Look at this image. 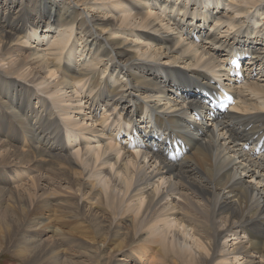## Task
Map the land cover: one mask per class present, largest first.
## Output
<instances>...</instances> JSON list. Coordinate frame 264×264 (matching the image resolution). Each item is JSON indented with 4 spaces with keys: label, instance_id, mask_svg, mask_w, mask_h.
<instances>
[{
    "label": "bare ground",
    "instance_id": "1",
    "mask_svg": "<svg viewBox=\"0 0 264 264\" xmlns=\"http://www.w3.org/2000/svg\"><path fill=\"white\" fill-rule=\"evenodd\" d=\"M233 48L250 62L230 73ZM2 67L0 194L16 204L0 240L43 264H138L154 246L264 264V0H0ZM220 87L235 104L203 111Z\"/></svg>",
    "mask_w": 264,
    "mask_h": 264
},
{
    "label": "rangeland",
    "instance_id": "2",
    "mask_svg": "<svg viewBox=\"0 0 264 264\" xmlns=\"http://www.w3.org/2000/svg\"><path fill=\"white\" fill-rule=\"evenodd\" d=\"M27 1V0H26ZM33 0H31V2H32ZM41 9H43V8H41ZM19 11V12H18ZM26 11H24L23 9H19L18 8V10H16V8H15V11H14V13H12L11 15H9L8 14V16H7V12H4V14L3 15H5V16H7L6 17V22L8 23V25L7 26H5V29H9L10 30V32H11V29H12V31H16L19 35H20V37H22L23 36V29L25 28V26H26V28L30 25V21H29V19H28V17L27 16H25L26 15V13H25ZM17 13V14H16ZM21 13H25V17H23V18H21V20L20 21H18V19H20V17H18ZM17 15V16H16ZM26 19V20H25ZM17 22V27H15V28H17V29H15V28H12L13 27V25L15 24ZM11 23V24H10ZM10 26V27H9ZM25 34V33H24ZM0 70L1 71H3V67L2 68H0ZM60 73H61V71H60V69H59V71H57V74L58 75H56V76H60ZM28 83V82H27ZM28 85H30V87H32L33 88V90H32V96H30V100H31V103H32V107L34 108V109H36L37 111H39V110H43L44 108H45V102H44V104H43V102H42V97H44V98H46V95L43 93V91L41 90V88L40 87H36L35 86V84H32L31 82H29L28 83ZM36 87V88H35ZM34 91V92H33ZM82 95H84V93H82ZM75 96V95H74ZM76 98H78V97H76ZM48 100V102L46 101V103H49V106L53 109V111H54V113H56V114H58V110H57V108H55V106H54V103L56 102L57 103V101H54V102H52V101H50V99L48 98L47 99ZM84 100H82V101H79L78 102V106H80V107H83L84 106ZM55 103V104H56ZM54 108H55V110H54ZM47 108L46 109H44L43 110V112L44 113H46L47 112ZM1 112H3L2 111V107L0 106V113ZM99 116H101V115H99ZM184 117H185V115H184ZM87 123H89V127H90V122L88 121ZM88 126V125H87ZM98 129V128H97ZM93 141H97V137H95V139L93 140ZM97 143V142H96ZM78 143H75L74 144V146H76ZM70 147V150L71 151H73V149L74 148H72V146H69ZM26 179H24V180H22V182L23 181H25ZM152 185V184H151ZM151 185H150V187H151ZM153 186V185H152ZM4 195H6V194H0V205H1V211H3V210H5V209H3V207L8 203V205H9V203H14V204H16V202H15V200L13 199V197L11 198V196H9V195H6V196H4ZM2 196H4V197H2ZM3 198V199H2ZM173 199V200H175V201H177V200H179V196L178 195H176V196H171L170 197V199ZM11 199V200H10ZM12 200H13V202H12ZM4 201V202H3ZM8 205H6V207L8 206ZM22 208H26V206H23ZM126 224H128V223H126ZM64 228V231L65 232H67L68 233V228L66 227V226H63ZM67 233H65V234H67ZM69 233H70V231H69ZM74 233V234H73ZM78 232H72V234L74 235V236H77L78 234H77ZM54 233L53 232H51L50 233V235H52L53 237H54V235H53ZM229 238V237H228ZM139 242V241H138ZM140 243V242H139ZM142 243H144V242H142ZM133 245H137V243L135 242V243H133ZM62 246V248H65V250L67 251V253H71V254H73V253H78V246H67V245H61ZM61 248V247H60ZM61 250V249H60ZM71 251V252H70ZM152 251V252H151ZM111 251H110V248L107 250V252L106 253H110ZM157 252H158V254H157ZM159 252H160V254H159ZM26 252L24 251L23 253L22 252H19L17 249H15L13 246H10L9 244H8V242H6L4 239H1L0 240V264H34L33 263V261L34 260H36L37 259V257H38V259L36 260V262H35V264H40V263H45L46 261H44L43 259H45L46 260V255H42V256H40L41 254H35V255H33V254H29V256H28V259H27V256L26 255H28V254H25ZM24 255V256H23ZM164 255V253H162V251H160V250H158V248H156L155 246H154V248L152 247V248H150V251L149 252H147V254L146 255H144L143 256V259H142V261H141V263H143V264H149V261L151 262V263H153V261H155L154 263H157V264H159L160 263V261L162 262V259H163V264H172V262H171V259H170V257H168V256H166L165 258H166V262H164V257H162V256ZM31 256V257H30ZM153 256V257H152ZM155 256V257H154ZM158 256H160V258L162 257V259H158L159 257ZM33 257V258H32ZM42 257H43V259H42ZM35 258V259H34ZM156 258V259H155ZM27 259V260H26ZM30 259H31V261H30ZM42 259V260H41ZM73 259H75V258H73ZM77 259V258H76ZM39 260V261H38ZM60 260V261H59ZM137 260V259H136ZM61 263H63V261L61 260V259H58V260H56L55 262H54V264H60L59 262ZM40 262V263H39ZM42 263V264H43ZM61 263V264H62ZM140 262L138 263V264H141ZM150 263V264H151ZM161 263V264H162ZM63 264H66V263H63ZM184 264V263H183ZM186 264V263H185Z\"/></svg>",
    "mask_w": 264,
    "mask_h": 264
}]
</instances>
